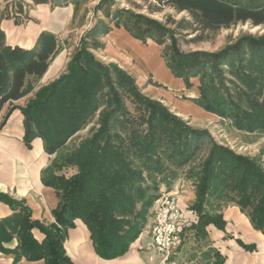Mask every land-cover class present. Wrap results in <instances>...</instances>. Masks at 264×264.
I'll return each instance as SVG.
<instances>
[{
  "label": "trees",
  "instance_id": "16d2710c",
  "mask_svg": "<svg viewBox=\"0 0 264 264\" xmlns=\"http://www.w3.org/2000/svg\"><path fill=\"white\" fill-rule=\"evenodd\" d=\"M160 1L178 14L186 13L189 20L183 19L181 28L201 33L202 39L205 33L216 34L238 23L264 26V0ZM8 17L0 11V24ZM134 23L136 29L125 25L133 38L161 44L165 30L160 24L144 17H135ZM100 31L96 27L88 37ZM109 32L105 27L103 33ZM82 43L66 71L40 88L21 110L24 140L30 147L41 138L46 152L54 155L100 112L98 128L43 175L44 185L55 189L59 198L54 224L33 221L24 202L0 194V201L13 211L0 220V251L14 255L13 264L23 258L72 264L65 251L66 234L76 220H82L99 257L123 256L146 228L162 186L169 192L179 171L187 168L186 177L195 185L196 195L191 209L198 217L189 229L197 238H205L209 225L224 228L218 211L227 203L239 206L255 230L264 233L261 158L239 155L217 144L208 131L190 127L164 104L142 94L132 75L115 64H102ZM60 49L58 39L47 32L31 49L11 47L0 28V112L7 103L35 91ZM165 61L187 87L190 79L200 78L197 105L230 120L239 131L264 133V36H243L218 53L181 54L173 45V56ZM227 75L234 78L233 91L227 87ZM206 140L210 148L199 159ZM63 167L75 168L76 173L58 175ZM35 229L44 235L42 242L34 238ZM15 236L19 245L9 251L4 244ZM205 260L211 264L208 257ZM216 264H224L223 258L218 257Z\"/></svg>",
  "mask_w": 264,
  "mask_h": 264
},
{
  "label": "crops",
  "instance_id": "0c3cea01",
  "mask_svg": "<svg viewBox=\"0 0 264 264\" xmlns=\"http://www.w3.org/2000/svg\"><path fill=\"white\" fill-rule=\"evenodd\" d=\"M73 9L71 7H53L51 4L32 5L27 19L16 23L14 19H4L0 28L6 35V43L11 47L31 49L35 46L41 33L54 35L61 42L62 49L54 57L47 72L39 80L35 91L26 97L7 103L0 112V194L24 202L31 211V219L45 225L55 223L53 215L58 207L59 198L55 189L43 183V175L52 166L56 154L46 152L44 142L40 138L32 141L28 147L25 143L24 116L21 108L34 98L36 91L53 82L66 70L70 60V48L65 37L70 33ZM105 53L110 61L118 63L122 68L142 72L146 64L149 71L155 73V80L168 90L158 92L170 105L185 116L198 109L191 102H183L178 93L190 95L183 80L175 78L167 69L158 53L150 54L145 59V48L141 42L133 39L122 29L113 30L105 38ZM151 58V59H150ZM146 61V62H145ZM178 97V99H177ZM12 106L17 109L10 111ZM172 193L177 194L179 207L182 211L184 227L183 247L173 254L169 260L157 252L152 246L151 220L139 238L129 250L118 258L105 260L97 255L88 227L82 220H76L75 226L68 229L65 240V251L72 264H205L207 257L211 264H216L222 257L224 264H264V233L255 230L246 213L234 203L222 205L220 211L225 222L224 228L209 225L205 238H197L191 231L198 222L197 214L191 209L196 200L195 190L191 182L179 180ZM13 214L11 208L0 201V220ZM33 236L42 242L44 235L33 230ZM19 245L18 237L5 243L7 250H14ZM192 245L198 248L192 250ZM246 246L255 247L247 250ZM191 255V259L188 255ZM189 258V262L185 258ZM14 255L0 251V264H13ZM18 264H45L44 261L30 262L23 258Z\"/></svg>",
  "mask_w": 264,
  "mask_h": 264
},
{
  "label": "rangeland",
  "instance_id": "374dc122",
  "mask_svg": "<svg viewBox=\"0 0 264 264\" xmlns=\"http://www.w3.org/2000/svg\"><path fill=\"white\" fill-rule=\"evenodd\" d=\"M43 4H51V6L53 7H71L73 9L70 33L64 39L65 45L70 48V60L74 56V54L82 48V42L85 41L88 51L99 62L105 65L115 64L120 69L132 75L142 94L151 98L152 100L164 104L174 115L182 119L190 127L198 130L208 131L212 139L217 144L227 147L239 155L248 156L250 158L260 157V162L264 166V133H247L244 131H239L234 128L230 120L210 113L197 105L194 101L200 97V78L190 79V87H187L186 82L181 79L183 80L186 89L188 91H191L190 95L194 92L197 97L191 98L188 97L185 92H182L178 93L181 96L179 100L183 102H191L198 109V111L194 110L191 111L188 115L183 116L179 114L172 105L162 99L163 97H158V92H162V90L167 91L168 88L155 80V73L149 71L146 64L141 67L142 72L124 69L118 63L110 61L107 57V53H105V38L113 30L122 29L133 38V36L126 30L125 25L128 24L131 28L136 29L134 23L135 17H144L148 20L154 21L157 24H160L165 30L161 44L156 43L152 39H148L146 42L140 40L138 41L141 42V45L145 48V59L151 57L150 54H155L156 52L169 71L170 69L168 68L165 59L170 60V58L173 56V45L181 54H191L194 52L218 53L227 46L235 44L243 36H264V26L254 27L251 23H238L232 28L222 29L216 34L205 33L202 39L201 33L186 31L181 28L180 22L183 19H186L188 21V15L186 13H176L170 6L166 5L165 1L49 0L48 3ZM32 5L38 4H35V2L32 0H0V11L7 13L9 17L6 19H14L15 22L19 24L22 20L27 19V13ZM20 7L22 8L21 13L19 12ZM117 25H121L120 28L117 27ZM96 27L100 28V33L94 37H88V34L92 32V30H94ZM105 27L110 29V32L107 35L103 33ZM172 38H175V44L173 43ZM147 54H149V57L146 56ZM146 61L148 62V59ZM227 76V87L233 91L234 86L232 83L234 81V78L229 75ZM23 108H21L20 110H22ZM15 109H17V107ZM99 118L100 112L97 113V115L91 120L89 125L84 130L75 135L63 148H61L56 153L55 160H59V164L62 160V157L68 154V152H70L73 147L76 146L81 140L90 137L92 132L98 128ZM209 148L210 142L209 140H206L200 153L199 159H203L206 156ZM187 169L179 171V176L173 183L172 188L169 192L164 185L162 186V195L172 193V190H174V187L175 185H177L179 180H187L191 182L195 190V185L193 184V182L188 180V178L186 177ZM75 173L76 169L72 167H63L60 171H57L58 175L65 176H71ZM182 247L183 245L181 246V248ZM197 248L198 246L196 247L195 245H192V250H196ZM188 255L191 259V255L189 253ZM190 259L188 257L185 258L186 261L188 260L187 262H189Z\"/></svg>",
  "mask_w": 264,
  "mask_h": 264
},
{
  "label": "built area",
  "instance_id": "2783aa9c",
  "mask_svg": "<svg viewBox=\"0 0 264 264\" xmlns=\"http://www.w3.org/2000/svg\"><path fill=\"white\" fill-rule=\"evenodd\" d=\"M150 220L152 246L168 261L183 245L185 224L177 194L162 195L151 210Z\"/></svg>",
  "mask_w": 264,
  "mask_h": 264
}]
</instances>
